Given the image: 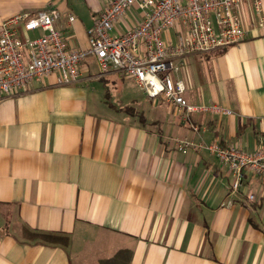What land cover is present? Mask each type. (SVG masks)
<instances>
[{"label":"crops","instance_id":"obj_1","mask_svg":"<svg viewBox=\"0 0 264 264\" xmlns=\"http://www.w3.org/2000/svg\"><path fill=\"white\" fill-rule=\"evenodd\" d=\"M110 1L0 0V32L17 13L58 10L70 47L87 49V29ZM243 7L242 41L190 55L174 74L190 103L232 111L193 114L198 132L132 77L92 72V57L75 82L53 74L0 101V264H264V178L247 171L233 192L215 156L176 146L188 137L264 147V23L253 0ZM139 11L112 32H127ZM107 84L124 107L110 102ZM133 87L149 100L136 112Z\"/></svg>","mask_w":264,"mask_h":264},{"label":"built area","instance_id":"obj_2","mask_svg":"<svg viewBox=\"0 0 264 264\" xmlns=\"http://www.w3.org/2000/svg\"><path fill=\"white\" fill-rule=\"evenodd\" d=\"M245 1L111 0L87 29V49L70 47L57 27L61 18L58 10L17 13L3 22L0 32V101L33 80L53 74H57L59 84L75 82L81 74L80 65L92 57L100 74L117 71L132 77L146 96L176 109L198 132L191 120L193 114L225 116L232 111L215 104L190 103L184 81L174 74L186 57L226 49L245 38ZM253 1L262 25L261 2ZM135 7L140 10V20L127 32L112 35L115 24ZM74 19L69 17V21ZM21 29L39 34L22 37ZM171 30H175L174 38L166 36ZM176 146L185 154L207 151L215 156L230 171L233 192L240 189L247 171L264 178V147L247 151L235 144L188 137L177 139ZM248 199L255 196L250 194Z\"/></svg>","mask_w":264,"mask_h":264},{"label":"rangeland","instance_id":"obj_3","mask_svg":"<svg viewBox=\"0 0 264 264\" xmlns=\"http://www.w3.org/2000/svg\"><path fill=\"white\" fill-rule=\"evenodd\" d=\"M112 35H115V31L112 32ZM118 35H121V34H118ZM97 67L98 66H95L94 65L92 67L91 71L94 72V73H99L98 72L99 71V68H97ZM130 84H131V82H130ZM107 86H108L109 90L108 91H105V93L110 94V98H109L110 102L111 103L113 102L114 105L117 106V107H119L120 104L122 105V107H124L125 104H126L124 102L125 100H122V102H120L118 100V97L116 96L117 95V92H116L117 90L116 91H113V89L110 87L109 84H107ZM130 98L132 99V101L130 100L131 103H132V104H130V106H131L130 109L131 110H134L135 112L137 110V107L142 106L144 104H145L144 106H147L148 103H149V100L148 99H150V98L147 99V97H145L144 94L138 88H136V87H133L132 94L130 95ZM164 105H161L160 107L165 109V106Z\"/></svg>","mask_w":264,"mask_h":264},{"label":"trees","instance_id":"obj_4","mask_svg":"<svg viewBox=\"0 0 264 264\" xmlns=\"http://www.w3.org/2000/svg\"><path fill=\"white\" fill-rule=\"evenodd\" d=\"M223 145H227V144H223Z\"/></svg>","mask_w":264,"mask_h":264}]
</instances>
